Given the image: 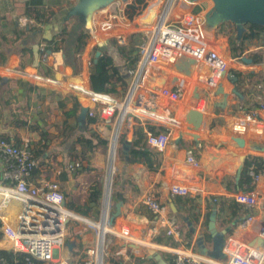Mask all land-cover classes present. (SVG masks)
<instances>
[{
  "label": "crops",
  "instance_id": "1",
  "mask_svg": "<svg viewBox=\"0 0 264 264\" xmlns=\"http://www.w3.org/2000/svg\"><path fill=\"white\" fill-rule=\"evenodd\" d=\"M115 1L142 7L141 13L134 19L135 25L128 30L127 45L120 46L121 48L127 47L129 39L133 37L137 49L118 50L119 57L132 62L135 69L139 57L138 47L144 43H140V37L144 34L142 30L147 29L156 21L166 0H42L43 8L53 12L51 20L40 26L38 32L24 35L19 39L15 37L17 26L22 28L27 23L26 18L22 16L21 5L15 4L13 8L10 0H0V91L6 79L19 80L39 87L47 93L49 91L60 94L62 97L75 98L68 92L70 90L87 106L89 97L91 98L93 94L81 89L80 84H85L89 88L88 65L93 51L108 41H116L103 37L97 43L93 31L92 15L95 12L94 9L99 10ZM200 10L203 13V30L207 40L221 46L223 56L227 61L226 71L216 92L208 97L209 112L203 120L201 118L198 122L199 126L213 131L215 134L180 132L179 127L175 128L172 139L164 151L154 150L160 153L161 164L157 171L152 172L142 164L130 163L121 159L123 156L122 143L126 140V132H122L118 139L114 164V174L116 175L114 186L112 185L114 201L111 200L108 180L105 181L103 187L99 181L102 198L99 199L98 207L91 206L90 193L86 205L77 206L73 203L67 205L65 201V208L70 213L66 224L68 238L57 242L55 250L57 259L70 261L72 256H79L81 249L84 251L82 256L86 257L88 254V257H91L92 254H95V257L94 260H82L80 264H100L101 258H98V252L100 256L104 244L105 253L102 264H173L176 254H184L202 264L223 263L225 259L222 249L234 226L249 213L256 215L258 221L264 220V207L248 209L235 203L233 199L237 192H247L253 187V184L250 188L239 187L245 158L264 160V154L251 152L247 143L240 146L229 136V123L235 102L239 99L253 101L260 99L263 102L261 105L264 107V83L259 79V76L264 73V60L251 63L246 57L251 52L262 51L264 53V42L262 39L246 41L243 55L234 57L231 45V39L235 34L233 25L229 22L225 24L217 16L216 29L208 27V17L214 13L210 0H176L172 7V13L181 17V23L186 24L191 22L192 15ZM64 26L67 27V45L72 44L80 32L89 33L84 51L77 56L79 69L76 75L71 66L64 63L63 44L57 43L55 51L52 52L47 50L43 43V41L56 37ZM75 27L79 28V31L73 34L72 29ZM123 32L124 30L120 31V33ZM136 35L141 36L137 37ZM68 49L67 46L66 50ZM234 72L253 74L255 75L253 80L257 82L247 92H241L235 87ZM172 109L176 114L183 113L182 107H172ZM260 114L264 117V110H261ZM153 117L165 122H172L171 119L158 114H153ZM184 120L190 121L191 119L187 115ZM141 123L138 124L144 128V131H146V126H152L145 121ZM162 128L165 130L164 127ZM91 129L108 141L106 152L103 154L92 153L91 158L71 153V147L89 152L85 149L25 129L0 124V138L19 140L22 145L32 142L47 146L55 152L82 159L83 164L78 163L81 166L75 169L78 171L68 170L71 163H77L69 162L64 169L55 166L53 172L41 175L35 179L36 181L30 179L32 184H35L40 178L58 181L65 197L68 195L66 186L77 185L73 174H79L80 168L85 167L88 162L86 160L91 161V167L88 166V169L91 170L92 167L100 169L96 173L101 176L103 168L100 161H103V156L106 161L108 159L111 132L97 121ZM132 137L133 133L130 132L129 142ZM188 150H191L192 155L199 162V167L196 169L185 164ZM241 158H244L242 162ZM58 161L60 160L58 159ZM3 167L4 164L0 160V185L4 184L1 178ZM240 167L241 170H239ZM62 171L68 174L66 182H61ZM238 172H240V177L236 182ZM173 185L185 186L190 190V193L186 196H173L170 193V188ZM148 193L153 195L160 205L158 215H153L141 203L142 197ZM117 204L120 206V215L114 219L112 224H109L111 216L116 212ZM69 206L82 209L86 213L71 211L68 209ZM212 217H214L213 222L211 221ZM74 220L84 224L86 228L82 226L76 230L68 228L70 221ZM210 223H213V228H209ZM169 228L176 229V233L167 235ZM90 230L95 236L93 249L89 245H84L85 242L89 243L92 239L89 238ZM123 230L127 232L124 236L121 235ZM254 230L255 228H252L249 232L251 237L255 234ZM0 238V250L11 251L10 243L2 236L1 231ZM67 243L73 244L71 250L68 249ZM63 244L66 249L63 248Z\"/></svg>",
  "mask_w": 264,
  "mask_h": 264
},
{
  "label": "built area",
  "instance_id": "2",
  "mask_svg": "<svg viewBox=\"0 0 264 264\" xmlns=\"http://www.w3.org/2000/svg\"><path fill=\"white\" fill-rule=\"evenodd\" d=\"M175 2L166 0L156 21L142 30L145 41L138 47V61L121 97L96 94L87 85L80 84L81 89L93 94L86 106L68 90L82 108H87L89 117L96 118L111 132L110 179L115 173V156L121 133L126 132L128 141L130 132L133 133L139 122L165 128L158 134L145 131L146 146L158 152L164 151L177 127L180 132L215 134L199 126L198 122L209 112L208 97L216 92L227 61L221 46L207 40L202 11L192 15L193 24L181 23V17L172 13ZM141 11L140 5L120 2H111L96 10L92 18L97 43L104 37L115 39L119 46L127 45L128 30L135 25L134 19ZM121 30L124 32L120 33ZM262 103L260 99H239L234 103L229 123L231 139L240 146L247 143L251 152L259 154H264ZM172 107H182L183 113L176 114ZM153 114L169 118L172 122L156 119ZM187 115L192 121L184 120ZM0 160L4 164L1 172L4 184L0 185V231L10 243V250L43 264H73L55 257L57 242L65 238L66 222L70 217L59 182L47 178H40L35 184L30 182L36 161L26 144L16 146L0 139ZM185 164L192 169L199 167L191 150L186 152ZM79 167L78 163H71L68 170ZM249 175L253 178L252 189L237 192L233 199L245 208L260 209L264 207V169ZM170 193L186 196L190 190L173 185ZM141 203L153 215L159 214L160 205L150 193L142 197ZM252 228H255V234L251 237L249 232ZM126 233L123 230L121 235ZM175 233L176 229L167 230V235ZM103 245L100 264L105 253ZM222 254L225 260L217 264H264V220L258 221L251 213L245 215L234 226ZM0 264L8 263L0 258ZM173 264L202 263L184 254H176Z\"/></svg>",
  "mask_w": 264,
  "mask_h": 264
},
{
  "label": "trees",
  "instance_id": "3",
  "mask_svg": "<svg viewBox=\"0 0 264 264\" xmlns=\"http://www.w3.org/2000/svg\"><path fill=\"white\" fill-rule=\"evenodd\" d=\"M10 1L13 8L15 4L21 5L22 16L27 20L24 27L17 26L15 32L17 39L24 35L38 32L39 27L49 22L53 16V12L43 8L42 0ZM232 25L233 32H235L231 39L234 57H241L243 55L245 50L244 43L246 41L262 39L264 42V21L243 23V31H240L233 22ZM66 31L67 27L64 26L56 37L43 41V43L46 49L52 52L55 51L57 43L63 44L64 63L70 65L73 73L76 75L79 69L77 56L84 51L89 33L80 32L75 41L67 45ZM136 36L140 37L141 35ZM142 37L140 43H143L145 40ZM67 46L69 47L68 50H66ZM135 48L137 49L133 37L129 39L127 47L121 48L114 40L96 47L88 65L89 89L96 94H107L116 98L120 97L126 89V80L134 69V65L130 61L122 60L119 57L118 50H133ZM97 52L100 55L96 57ZM246 57L251 63H257L264 60V53L262 51L251 52ZM233 75L235 77V87L241 92H247L257 82L253 80L255 78L253 74L234 72ZM259 79L264 83V73L259 76ZM82 109L77 100L71 96L62 97L57 93H47L39 87L19 80L6 79L0 91L1 125L25 129L43 136H50L57 141L75 145L89 152L71 147L72 154L91 158L93 156L92 153H105L108 141L92 131L91 127L96 123L97 119L89 117L88 111ZM145 130L152 134H158L164 129L158 126H146ZM0 139H4L16 146L22 145L19 140ZM145 139L144 128L140 124H137L134 127L128 155L127 157L121 156V159L130 163L136 162L142 164L149 171L154 172L160 167L161 155L153 149L148 148L145 144ZM27 147L36 161V167L32 171L30 178L34 181L43 174L46 175L51 171L53 172L55 166L64 169L69 162L83 164L82 159L73 155L55 152L47 146L29 142L27 143ZM87 154L89 155L87 156ZM88 166L91 167L90 162H86L85 167L81 168L79 172L86 171L89 168ZM262 169H264V160L251 157L245 158L242 164L239 187L250 188L253 184V178L249 173H258ZM92 170L98 172L100 169L92 167ZM118 178L120 179L121 177L119 176ZM67 180L68 174L62 171L61 182H66ZM100 197L101 184L99 181H95L89 195L91 206L98 207ZM68 209L76 213H86L84 210L73 206H69ZM0 258H4L8 264H43L42 262L27 258L22 253H14L13 251L0 250Z\"/></svg>",
  "mask_w": 264,
  "mask_h": 264
},
{
  "label": "rangeland",
  "instance_id": "4",
  "mask_svg": "<svg viewBox=\"0 0 264 264\" xmlns=\"http://www.w3.org/2000/svg\"><path fill=\"white\" fill-rule=\"evenodd\" d=\"M210 2L212 3V6H213L212 0H210ZM208 4H210V3H208ZM96 10L94 9V11H96ZM216 18H217V14H215V13H212L208 17V27H210L211 29H214V30L217 27ZM191 23L193 24V20L191 22H188V24H191ZM225 24H227V22H225ZM72 30H73V34H76V32L79 31V28L75 27ZM141 37H140V39H141ZM142 38L145 39V35L144 34H143ZM48 93H51V92L48 91ZM120 147H121V145H120ZM103 158H104V159H102L103 161H100V165L103 168V172H102V174H100L101 176H98L96 171H93L92 169L91 170L88 169V171H86V172H79V174H77V173L73 174V177L75 178V180H76L75 182L77 183V185H73V186H70V187L66 186V191H67L68 195L65 196V201H66L67 205L70 204V203H73V204H75L77 206L86 205V203H88V195L91 192L92 185H93V183L95 181H100L102 183V187H103L105 181L109 180L108 182H109V186H110V192H111V198H112L111 200L114 201V197H113L114 196V188H113L112 185L115 182L114 178L116 177V175L113 174L111 176V179L109 178V176H108L109 175L108 159L106 161L105 156H103ZM86 161L91 162L89 160H86ZM239 170H241V167L239 168ZM110 180H111V182H110ZM79 217H81V216H79ZM80 226H82L83 228H86V226L84 224L78 223V221L74 220V221H70V224H69L68 228H72V229L76 230V229L80 228ZM66 233L68 234V229H66ZM90 233H91V236L89 238L90 239L92 238V239L90 240L89 243L85 242L84 245H86V246L89 245L90 248L93 249L94 248L93 238H95V236L93 234V231L90 230ZM66 238H68V235L65 237V240H66ZM89 238H87V239H89ZM261 246H262V244L259 243V247H261ZM63 248L66 249L64 244H63ZM79 251H78L79 252V256H76V257L72 256L71 259H70V261L73 264H80V262L82 260L86 261L87 259L94 260L95 254H92L91 257H88L89 255L87 254L86 257H84V256H82L84 251H82L81 249ZM98 258H100L99 252H98Z\"/></svg>",
  "mask_w": 264,
  "mask_h": 264
},
{
  "label": "water",
  "instance_id": "5",
  "mask_svg": "<svg viewBox=\"0 0 264 264\" xmlns=\"http://www.w3.org/2000/svg\"><path fill=\"white\" fill-rule=\"evenodd\" d=\"M215 6V11L219 19L222 21L228 19L230 22L238 23L237 28L243 31V23L247 22H263L264 21V0H212ZM100 53H96V57ZM82 110L87 111V108ZM131 147V142L125 140L122 143L123 155L127 157L128 149ZM244 158H241V162ZM240 177V172L237 174L236 182ZM120 215V206L116 205V212L109 220L112 224L114 219ZM214 217L211 218L213 222ZM68 221L66 222V224ZM209 228H213V223L209 224ZM102 239V235H101ZM73 244L67 243V247L71 250Z\"/></svg>",
  "mask_w": 264,
  "mask_h": 264
},
{
  "label": "flooded vegetation",
  "instance_id": "6",
  "mask_svg": "<svg viewBox=\"0 0 264 264\" xmlns=\"http://www.w3.org/2000/svg\"><path fill=\"white\" fill-rule=\"evenodd\" d=\"M213 11H214V13H216L214 3H213ZM222 21H228V22H230L228 19H224ZM230 23L232 24V22H230ZM234 24H235V26H237L238 23H234Z\"/></svg>",
  "mask_w": 264,
  "mask_h": 264
},
{
  "label": "bare ground",
  "instance_id": "7",
  "mask_svg": "<svg viewBox=\"0 0 264 264\" xmlns=\"http://www.w3.org/2000/svg\"><path fill=\"white\" fill-rule=\"evenodd\" d=\"M96 98H97V96H95ZM163 117V116H162ZM165 118V117H164ZM167 119H169V118H167ZM73 217H74V215H72ZM76 218H77V216H75ZM1 239V238H0ZM9 243V242H8Z\"/></svg>",
  "mask_w": 264,
  "mask_h": 264
}]
</instances>
